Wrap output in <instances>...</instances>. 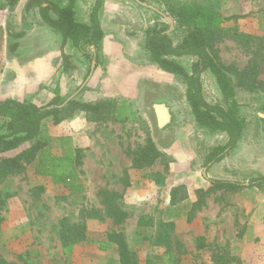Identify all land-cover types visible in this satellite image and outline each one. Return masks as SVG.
I'll use <instances>...</instances> for the list:
<instances>
[{"label":"crops","instance_id":"0c3cea01","mask_svg":"<svg viewBox=\"0 0 264 264\" xmlns=\"http://www.w3.org/2000/svg\"><path fill=\"white\" fill-rule=\"evenodd\" d=\"M7 1L0 7V101L12 99L45 106L55 99H67L82 87L75 98L61 108L59 124H55L53 117L44 120L38 138L42 141L45 127L51 124L50 137L60 144L59 153L54 156L79 159L77 180L83 174L81 167L85 162L82 148L86 154L94 152L96 156L103 149L102 156L108 161L97 164L96 170L106 176H103L102 188L123 195L122 205L148 204L152 208L149 220L154 223L151 228L155 230L147 237L153 250L148 258L160 257L156 264H170L167 248L154 243L158 224L173 222L175 230L170 251L173 264H264V201L259 199L256 204L257 198L251 188L212 189V181H228L218 176L224 171L220 164L227 155L208 168L205 163L209 153L197 161L200 157L193 145L191 132L193 127L199 126L194 121L188 101L192 120L176 132L181 121L172 95L176 76L160 70L150 61L145 44L146 31L152 26L140 31L126 30L127 24L120 21L119 16H126L128 8L120 4L122 0H104L99 12L104 38L95 56L93 47L80 50L71 40L64 44L62 35L44 22L38 7L26 10L31 0H20L14 9H10ZM49 1L61 7L68 3L67 0ZM94 3L95 0H76L77 22L90 24ZM50 17L58 18L54 12H50ZM14 26L20 29L14 32L11 29ZM10 31L20 39H12ZM8 34L10 37H5ZM6 44L11 50L7 51ZM15 44L18 45L16 49L13 47ZM64 57L68 58L67 62ZM94 59L97 64L92 72ZM86 105L97 106L98 111H87ZM158 105L166 108V125L160 123ZM122 108L134 113V120L147 117V109L151 112L159 129V139H150L166 158L164 163L168 172L152 176L141 187L135 175L153 166L141 170L133 168L132 158L146 142L139 147L130 146L132 153L130 149L122 148V143L131 139L130 132L123 133L124 122L119 116ZM128 124L131 129L138 125L137 121ZM107 140L114 142L112 149H107ZM69 146L70 151H67ZM23 148L26 149L23 146L18 151L0 154V161L17 156ZM122 157L126 164L113 162V158ZM39 159L40 154L32 164H24L21 172L0 179V191L6 189L5 197H9L6 201L3 197L7 208L5 212L0 211V253L4 260L8 264H24L19 257L30 252L31 264H121L119 247L109 239L113 233L112 225L108 228L102 224L105 226L102 228L94 215L82 220V226H85L83 238L67 242V246L61 234L56 237L43 229L41 223L47 219L39 213L35 217L26 212L24 208L37 201L35 196L29 198L32 191L38 187H49L45 184L48 177L37 174ZM125 179L129 183L127 187ZM91 181L90 178L88 186ZM11 188L18 193L14 190L11 196L7 193ZM173 190H177L175 202L172 200ZM203 192H207L204 202L193 210L198 195ZM100 204L103 205L102 198ZM257 206H261L262 213L256 210ZM163 214L167 219L159 218ZM143 218L148 219L143 216L139 223ZM101 220L110 219L106 215ZM71 225L76 226L74 223ZM123 233L127 239L125 230ZM140 235L138 232L137 236ZM53 238H56L55 242ZM127 242L129 244L128 239ZM129 247L139 254L140 247L130 244Z\"/></svg>","mask_w":264,"mask_h":264},{"label":"trees","instance_id":"16d2710c","mask_svg":"<svg viewBox=\"0 0 264 264\" xmlns=\"http://www.w3.org/2000/svg\"><path fill=\"white\" fill-rule=\"evenodd\" d=\"M66 6L61 7L49 0H31L26 10L34 7L41 10L44 22L56 33L62 35L64 44L71 40L74 46L80 50L85 47H93L95 56L98 55L104 38V32L99 20V12L103 7L104 0H95L90 16V24L79 23L76 20V0H67ZM145 2V0H140ZM10 9H14L20 0H8ZM50 12L56 13L57 19L50 17ZM172 17L177 19L181 28H186L185 36L179 44H175L172 36L165 27L154 26L146 31L145 48L149 53L152 64L166 73L179 77L186 85V99L191 107L195 123L211 132L223 133L227 137V143L213 148L206 158L205 166L208 168L222 160L232 152L243 139L245 132V121L241 117L240 105L236 99V89L255 90L262 83L257 82V62L250 64L246 70L239 71L233 66L225 65L220 58L218 43L224 39L231 38L244 48H250L261 41L260 37L240 33L236 30H225L222 24L229 19L224 18L222 13L205 3L196 5L183 4L171 12ZM231 32V33H230ZM183 57L195 58L189 72L178 61ZM65 62L68 61L64 57ZM211 73L217 83L220 94L228 103V107L210 104L204 95L201 77L204 73ZM232 76L237 81L233 82ZM64 103V102H63ZM62 103L59 99L51 101L45 106H38L34 103L20 102L16 100L0 101V154L18 151L26 144L28 148L13 158H3L0 161V179L12 173H19L24 169V164H32L40 154L37 165V174L46 177H64V180H77V167L80 163L77 157L64 156L56 157L46 150V144L38 137L42 131L44 120L54 118L55 124L61 122V108L57 107ZM87 111H98L97 106L86 105ZM4 132V133H3ZM165 156L158 149L152 139H147L146 144L141 147L133 156V168L137 170L153 166L157 161L164 162ZM125 186H129L128 180H124ZM212 189L221 190H243L253 187L263 188L264 177L253 180L250 183H238L232 181H212ZM41 192L44 187H38ZM177 190L172 191V200L176 201ZM207 192L198 195V201L194 204L193 210L200 207L204 202ZM123 195L103 190L101 192L102 204L107 217L112 221L113 233L109 239L119 247L121 264H141L138 255L133 252L127 242L123 231L126 228V221L129 213L123 209L121 203ZM65 222V221H64ZM62 223L61 237L67 242L81 240L84 235L85 226L80 229ZM154 227V223L145 218L141 219L139 226ZM157 246H165L168 251V260L173 264L171 256L172 232L175 230L173 222H162L157 226ZM72 233L67 235V233ZM74 232V233H73ZM77 234V237H75ZM147 240V239H142ZM38 255L35 254V257ZM24 264H31V253L20 255ZM160 257L148 258L146 264H156ZM172 259V260H171ZM0 264H8L0 260Z\"/></svg>","mask_w":264,"mask_h":264},{"label":"rangeland","instance_id":"374dc122","mask_svg":"<svg viewBox=\"0 0 264 264\" xmlns=\"http://www.w3.org/2000/svg\"><path fill=\"white\" fill-rule=\"evenodd\" d=\"M145 2L160 11H164L166 15L173 19L174 29L170 32V35L176 45L182 41L187 29L179 26L176 17L173 18L171 12L183 4L196 5L205 3L213 5L214 8L222 13L224 18L238 17L237 19L226 20L222 24L223 29L229 31L236 30L240 33L250 34L262 39L250 48L242 47L231 38L224 39L217 45L221 61L227 66H233L239 71H244L250 64L257 62V66L259 67L257 82L262 83L253 91L242 88L236 89V99L240 105L241 117L245 121V132L240 144L231 153L227 154L225 160L221 162L220 166L223 167L224 171H222V175L218 176H222V179L224 180L235 181L238 183H250L255 179L264 177V0H145ZM5 4L6 0H0V7ZM120 4L125 8H128L126 16H119V20L125 22L124 24H127V27L125 28L126 30L131 29L134 31H140L146 29L150 25L152 27L157 25L165 27L167 30L170 29V25L162 16L152 10L140 6L133 0H122ZM107 21L108 20L106 19V22ZM11 29L15 32L20 28L18 29L14 26V28L12 27ZM5 37L9 38L10 36L8 34L7 36L5 35ZM6 47L7 51L11 50L8 44H6ZM179 62L187 71L191 72L192 65L196 62V59L185 57L180 59ZM174 78L172 95L175 98V102L178 105L181 114V121L178 123L179 129H176L177 132V130L181 131L185 125L191 122L192 114L188 111L189 106L186 99V85L179 77ZM201 80L206 100L212 105H220L227 108L229 105L220 94L214 76L211 73L206 72L202 75ZM232 80L233 82L237 81L235 76H232ZM67 99L63 101L59 100V102L63 103ZM122 109V113L119 116L121 117L122 122H124L125 131L123 133H131V139L122 143V148L124 150L126 148L127 150L130 149V146L139 147L140 145H144L148 138H153L155 140L159 139V129L155 119L151 117V112L149 113L148 109L146 110L148 114L147 117H142L140 119L137 118L136 120H134V113H130L126 108ZM135 121H137L138 125L131 129L128 123L132 124ZM1 125L2 123L0 122V126ZM51 126L52 125L50 124L45 127L42 141L46 144V150L54 156L58 155L60 144L59 142H55L54 139H51L53 138L50 137V134L52 133ZM191 135L193 145L200 157L197 161L203 160V158L210 153L212 148L225 145L228 140L223 133H214L200 127H193ZM105 144L107 149H112L114 142L107 140ZM161 144L163 145L164 143L161 142ZM27 145H25L26 148ZM102 150L101 154L96 156L94 152L86 154L85 148H82V158L85 159V162L81 167L83 174L79 180L68 181L64 180L63 176L48 177L45 179V184L50 188L46 187L42 192L38 190V188H35L32 191L33 193L29 198L31 199V197L34 198L33 196H35L37 201L34 202L31 207L26 206L24 209L26 212H31L30 214L35 217H38L39 213V216L42 215L47 219L41 224L43 229L49 230L52 235L59 237L63 227L62 223L64 221V225L68 224L72 226L71 224L74 223L76 229H80L82 226V220L86 217L91 218L90 216L93 215L95 216L94 219L97 220V224H100L102 228L105 226L109 228L112 225L110 220H101L102 217L104 218L106 216L105 208L100 204L101 192L105 190L102 188L103 176L105 178L106 176L96 170L97 164H104L108 161V158H103ZM67 151H70V146L67 148ZM130 153H132L131 149ZM122 159L124 161H122ZM122 159L113 158V162H120L121 165H124V163L126 164L125 158L122 157ZM127 159L130 158L128 157ZM162 172H168V170L166 171V162L158 161L151 169L137 172L135 179L138 181V186L141 187L143 186L142 183L146 184L144 181H147L152 176ZM90 178L92 183L88 186ZM14 190L15 188L9 190L7 193H10L12 196ZM251 190L257 198L255 202L256 204L259 203V199L260 202L264 201L263 188L253 187ZM5 191L6 189L0 191V211L4 212L7 208L6 204H4L3 198L6 195ZM14 192L18 193L17 190ZM27 196L29 195L27 194ZM6 198L9 197H5V201ZM25 198L27 199V197ZM123 209L130 214V218L126 222L125 228L129 244L132 247H140L138 255L140 261L145 263L148 256L152 254L151 251H153L151 248V242L148 241L147 237H149L151 232L155 229L145 225L139 226V219L145 216L148 218L147 220H149L151 218L150 212L152 208L151 206L148 207V204L133 206L123 204ZM256 210H258L259 213H262L261 206H257ZM159 218H163V220L167 219L166 214L159 216ZM138 232H141L140 236H137ZM143 238L147 240H142ZM52 241L55 242L56 238H53ZM15 256L16 254L13 255V257ZM3 257V254L0 253V260L5 261ZM10 264L18 263L12 262Z\"/></svg>","mask_w":264,"mask_h":264},{"label":"water","instance_id":"95a60500","mask_svg":"<svg viewBox=\"0 0 264 264\" xmlns=\"http://www.w3.org/2000/svg\"><path fill=\"white\" fill-rule=\"evenodd\" d=\"M134 1L136 3H138L140 6H142L144 8H147V9H150V10L156 12V13H159L161 16H163L165 21L170 25L169 32H171L174 29V21L170 17L166 16L164 13L159 11L157 8H155L154 6H152V5H150V4L146 3V2H142L140 0H134ZM96 64H97L96 60L94 59L93 62H92V66H91L92 72L95 70ZM81 89H82V87L76 93L71 95L64 103H62L61 105H59L57 107L63 108L64 106H66L73 98H75V96L80 92Z\"/></svg>","mask_w":264,"mask_h":264},{"label":"flooded vegetation","instance_id":"af4514ba","mask_svg":"<svg viewBox=\"0 0 264 264\" xmlns=\"http://www.w3.org/2000/svg\"><path fill=\"white\" fill-rule=\"evenodd\" d=\"M134 1V0H133ZM39 10H40V8H39ZM150 10V9H149ZM160 11V10H159ZM40 12H41V10H40ZM162 13H164V11H161ZM156 13V12H155ZM159 14V13H158ZM165 15H166V13H164ZM160 15V14H159ZM161 16V15H160ZM166 16H168V15H166ZM163 17V16H162ZM169 17V16H168ZM164 18V17H163ZM171 18V17H170ZM172 19V18H171ZM165 20V19H164ZM173 20V19H172ZM154 27V26H153ZM170 30V29H169ZM169 30H167L168 31V33L170 34V32H169ZM10 36L12 37V39L14 38L15 40H18V39H20V38H18V36H14V35H12V31H10ZM16 46H18L17 44H15L13 47H14V49H16ZM157 110H159V118H160V123L161 124H163V125H166V123H167V121H168V119H167V115L166 114H164V112L166 111V108H165V106H163V105H158L157 107ZM170 123V122H169Z\"/></svg>","mask_w":264,"mask_h":264}]
</instances>
